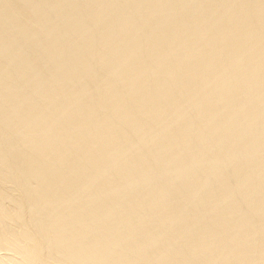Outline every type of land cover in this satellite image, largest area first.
<instances>
[{"label":"bare ground","instance_id":"1","mask_svg":"<svg viewBox=\"0 0 264 264\" xmlns=\"http://www.w3.org/2000/svg\"><path fill=\"white\" fill-rule=\"evenodd\" d=\"M0 249L264 264V0H0Z\"/></svg>","mask_w":264,"mask_h":264},{"label":"rangeland","instance_id":"2","mask_svg":"<svg viewBox=\"0 0 264 264\" xmlns=\"http://www.w3.org/2000/svg\"><path fill=\"white\" fill-rule=\"evenodd\" d=\"M6 249H0V257H2L3 255L7 256V253L9 254L11 251L7 250V252H5ZM6 253V254H5ZM12 254V253H11ZM14 255V254H13ZM4 257V256H3ZM2 257V258H3Z\"/></svg>","mask_w":264,"mask_h":264}]
</instances>
